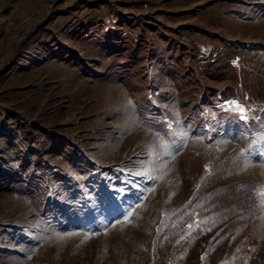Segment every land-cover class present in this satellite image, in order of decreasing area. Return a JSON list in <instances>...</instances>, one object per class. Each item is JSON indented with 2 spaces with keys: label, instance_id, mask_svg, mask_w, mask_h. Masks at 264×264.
Returning a JSON list of instances; mask_svg holds the SVG:
<instances>
[{
  "label": "rangeland",
  "instance_id": "1",
  "mask_svg": "<svg viewBox=\"0 0 264 264\" xmlns=\"http://www.w3.org/2000/svg\"><path fill=\"white\" fill-rule=\"evenodd\" d=\"M0 264H264V0H0Z\"/></svg>",
  "mask_w": 264,
  "mask_h": 264
}]
</instances>
